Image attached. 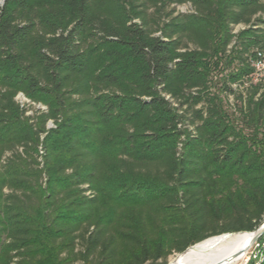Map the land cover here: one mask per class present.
Segmentation results:
<instances>
[{"label": "trees", "instance_id": "1", "mask_svg": "<svg viewBox=\"0 0 264 264\" xmlns=\"http://www.w3.org/2000/svg\"><path fill=\"white\" fill-rule=\"evenodd\" d=\"M258 54L264 0H0V264H166L256 231Z\"/></svg>", "mask_w": 264, "mask_h": 264}, {"label": "bare ground", "instance_id": "2", "mask_svg": "<svg viewBox=\"0 0 264 264\" xmlns=\"http://www.w3.org/2000/svg\"><path fill=\"white\" fill-rule=\"evenodd\" d=\"M250 233L220 235L199 242L178 254L167 264H234L240 253L252 247Z\"/></svg>", "mask_w": 264, "mask_h": 264}, {"label": "rangeland", "instance_id": "3", "mask_svg": "<svg viewBox=\"0 0 264 264\" xmlns=\"http://www.w3.org/2000/svg\"><path fill=\"white\" fill-rule=\"evenodd\" d=\"M177 11L179 12H189L191 10L190 6L185 4V5H180V6H176L175 7ZM241 26H237L234 28V31H237L240 29ZM230 103H233V100L232 98L230 97L229 99ZM261 247L263 248V246L261 245ZM261 249L259 246H257L256 244H253L252 247L249 249V251L245 254L243 253H240L238 256H237V260L234 264H246L247 261L250 259V258H255L257 256V259H255L256 261V264L261 260ZM178 254H173L171 255L168 259H167V263L175 258ZM166 263V264H167Z\"/></svg>", "mask_w": 264, "mask_h": 264}, {"label": "built area", "instance_id": "4", "mask_svg": "<svg viewBox=\"0 0 264 264\" xmlns=\"http://www.w3.org/2000/svg\"><path fill=\"white\" fill-rule=\"evenodd\" d=\"M253 66L257 72V76L259 78H261L262 80H264V58L262 57L261 54H258V59L254 62ZM15 99L17 100V102L22 107L28 106L31 104L22 94H18ZM31 105H34V104H31ZM35 107L38 109H41V110L45 109L44 107H42L40 105H37ZM27 114H30V112H27ZM51 126H52V124L48 123V127H51ZM40 153H41V151H40Z\"/></svg>", "mask_w": 264, "mask_h": 264}, {"label": "water", "instance_id": "5", "mask_svg": "<svg viewBox=\"0 0 264 264\" xmlns=\"http://www.w3.org/2000/svg\"><path fill=\"white\" fill-rule=\"evenodd\" d=\"M253 233L254 236L250 242L251 245L255 244L259 240V238L264 234V223ZM226 235H230V234H226Z\"/></svg>", "mask_w": 264, "mask_h": 264}]
</instances>
